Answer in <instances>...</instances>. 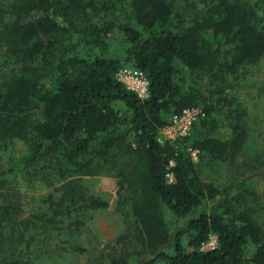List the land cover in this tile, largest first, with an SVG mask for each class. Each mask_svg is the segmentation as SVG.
<instances>
[{
	"label": "trees",
	"instance_id": "16d2710c",
	"mask_svg": "<svg viewBox=\"0 0 264 264\" xmlns=\"http://www.w3.org/2000/svg\"><path fill=\"white\" fill-rule=\"evenodd\" d=\"M116 34L123 59L106 55ZM263 58L264 0H0V264H34L37 251L23 259L20 249L37 229L40 248L84 251L76 231L108 206L84 180L103 174L131 218L119 236L131 262L109 264H264V189L248 184L264 178V155L245 154L243 106L225 95L229 76ZM124 64L145 73L147 97L115 77ZM196 106L201 137L158 142L172 114ZM218 111L225 139L212 134ZM187 148L223 165L227 185L205 181ZM47 172L59 181L41 200L47 214L22 217L11 176L31 186ZM219 195L215 209L186 218ZM163 206L184 225L169 230ZM211 235L216 246L201 250Z\"/></svg>",
	"mask_w": 264,
	"mask_h": 264
},
{
	"label": "rangeland",
	"instance_id": "374dc122",
	"mask_svg": "<svg viewBox=\"0 0 264 264\" xmlns=\"http://www.w3.org/2000/svg\"><path fill=\"white\" fill-rule=\"evenodd\" d=\"M125 45L122 43L121 35L116 34L109 42L106 50V55L113 58H124ZM123 67H132L130 64H124ZM230 86L226 89L225 95L232 98L234 103L237 101L242 104L244 112L243 119L248 131V138L245 147V154L255 159L264 155V58L256 64H249L239 67L238 71L229 76ZM44 88L51 87V82L43 83ZM212 117L216 120L217 126L212 130L213 136L225 139L229 136V126L222 114L218 111L213 113ZM204 134V128L201 122L197 123L189 135V140H194ZM189 151V148H187ZM2 152L0 151V154ZM192 159L196 162L197 168L202 178L211 184L222 189L227 185L229 179L225 167L218 165L211 160L207 154L200 153ZM201 156V157H200ZM17 160L22 159L16 156ZM19 157V158H18ZM14 178L16 184L20 187L22 196L20 201L22 203V217H27L30 214H35L38 210L47 214L46 205L41 201L44 199L49 186L59 185V181L51 176L49 172L43 174L34 181V184L27 186L22 180L21 175L11 176ZM256 181H248L251 188L257 186V193L262 194L264 189V178ZM84 186L92 194H98L102 199L108 201V206L104 209H99L93 212L91 219L86 220V224L76 231V242L85 247L84 251L60 252L56 247L51 246L50 241L45 242V246H41V238L44 236L43 229L31 230L32 242L29 249L22 246L20 249V256L23 259L28 258L32 254L35 259L34 264H109L111 257L122 258L128 251V241H123L124 238L119 236L127 235L130 229V216L120 210H116V189L117 179L111 175H97L86 177ZM233 190H235L233 188ZM232 190V191H233ZM260 196V195H259ZM221 195L214 199L206 200L204 206H199L193 210L186 218L194 217L199 214L203 208L210 210L215 209L221 202ZM261 201L264 200L262 195ZM162 216L169 230L173 231L177 227L184 225L186 218H176L167 209L162 207ZM264 222V219L262 220ZM67 236H60L64 239ZM56 238V236L54 237ZM129 238V237H128ZM120 239V241H118ZM183 242H186V237H182ZM35 248V249H34ZM46 252V249H49ZM250 248V247H249ZM39 249V250H36ZM41 250V251H40ZM250 251V250H248ZM249 254V253H248ZM128 258L126 255L124 259ZM131 262V257H129ZM156 264H165L162 261Z\"/></svg>",
	"mask_w": 264,
	"mask_h": 264
},
{
	"label": "built area",
	"instance_id": "2783aa9c",
	"mask_svg": "<svg viewBox=\"0 0 264 264\" xmlns=\"http://www.w3.org/2000/svg\"><path fill=\"white\" fill-rule=\"evenodd\" d=\"M115 77L121 81L127 89L135 92L138 97L145 98L148 93V79L145 73L134 67H120ZM206 115L205 110L201 106L189 107L182 109L179 113L172 114L169 122L159 128L156 139L160 143L167 141L174 142L178 139L189 137L193 126ZM191 155L196 156L197 150H191ZM172 164V162H170ZM169 182L173 180L171 173H166ZM216 236L211 235L209 239L203 243L201 250H210L216 246Z\"/></svg>",
	"mask_w": 264,
	"mask_h": 264
}]
</instances>
